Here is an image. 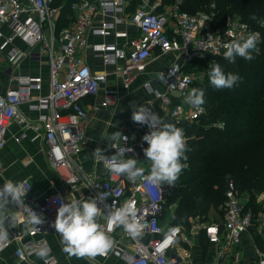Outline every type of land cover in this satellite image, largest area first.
<instances>
[{
  "label": "built area",
  "instance_id": "1",
  "mask_svg": "<svg viewBox=\"0 0 264 264\" xmlns=\"http://www.w3.org/2000/svg\"><path fill=\"white\" fill-rule=\"evenodd\" d=\"M184 2L173 0L168 9L160 10L165 0H141L132 11L129 9L130 0H78L72 4L74 22L59 30L62 7L57 6L54 0H0V59L4 58L17 68L23 58L37 55L32 49L39 46L40 53L48 54L50 71L49 91L35 102L32 101V93L43 86L39 75L15 74L12 79L16 86L0 93V146L5 142L7 127L13 119L25 122L19 109L22 103H29L30 108L41 112L39 121L42 127L38 124L33 127L44 130L52 163L62 172L65 185L73 189H77L78 184L86 187L90 198H98L101 192L107 193L106 200L97 199L98 206L105 213L128 202L137 208L138 220L143 225L140 237H130L122 227H114L110 231L114 241L113 253L124 258L127 264H190L183 254L174 250L182 237L181 227L172 224L164 228L161 223L174 184L154 185L146 180L131 183L126 176L110 173L105 165L103 176L95 178L88 175L75 163V155L86 144L81 125L90 117L82 101L97 95L106 84L108 75L115 74L129 89L151 60L159 55L175 54L176 61L160 73L165 89L158 90L150 83L145 84L153 94L148 104L153 109L158 105L166 116L177 122L192 123L206 113L204 105L193 108L184 103L196 79L191 71L197 68L194 63L207 57L223 56L224 44L246 38L251 33L259 34L251 54H260L264 47V19L255 26L240 16H229L219 26L216 25V1L195 13L184 11ZM123 24L133 26L137 31V35L123 45L90 39L93 35L126 38L129 32L119 28ZM91 47L95 57L106 67L113 66V70H94L90 66L82 52ZM119 99L117 90L107 89L101 103L113 105ZM213 125L225 127L224 122ZM149 131L147 127L141 136ZM122 135L128 140L124 142L120 137L114 142L116 148H132V152L125 153V158L137 159L138 166L144 167L147 175L148 164L139 161L137 135L127 131ZM184 135L187 146L190 136L185 131ZM117 149L112 148L111 155L116 154ZM5 182H0V188ZM22 183L29 192L32 188L30 181L25 179ZM61 200L67 203L71 199L62 192H54L46 194L38 203L30 201L26 195L23 205H13L16 212L9 214L6 222L11 226L23 225L30 238L23 240L21 232H13V236L8 235L6 240L0 241V251L13 240L19 242L16 254L22 260H30L38 246L51 249L46 235L57 234L51 225ZM249 200L250 195L242 193L236 183L230 181L225 191L222 222H202L200 215L194 218L202 222L208 241L216 245L219 261L235 254V245L243 234L254 230L259 233L257 252L260 264H264V192L256 195V204L260 205L258 210L247 206ZM32 211L43 217V224L36 226L29 222ZM98 222L103 230L108 231L106 215L102 214ZM8 232L12 233V230ZM56 263L51 250L48 264Z\"/></svg>",
  "mask_w": 264,
  "mask_h": 264
},
{
  "label": "crops",
  "instance_id": "2",
  "mask_svg": "<svg viewBox=\"0 0 264 264\" xmlns=\"http://www.w3.org/2000/svg\"><path fill=\"white\" fill-rule=\"evenodd\" d=\"M130 3L129 9L131 10L133 5L131 0ZM169 6V2L165 0V4L160 10L168 9ZM119 28L128 31L129 36L126 38H104L93 35L90 39L93 42L106 40L118 42L119 45H123L130 37L137 35L136 28L133 26L123 24ZM25 47L26 45L23 48ZM32 52H35L37 55L23 58L20 66L17 68H13L4 58L0 59V93H5L8 89L16 86V81L12 77L18 73L39 75L42 77V89L33 91L32 101H37L40 96L45 95L49 91L50 71L48 54L40 53L42 50L39 46L34 47ZM82 54L94 70H113V66L106 67L99 58L95 57V52L92 47L85 49ZM176 59L177 56L175 54H165L159 55L157 58L151 60L145 71L135 79L129 89L124 87L122 80L115 74H110L108 75L106 84L103 85L97 95L89 96L82 101L84 107L89 111L90 117L81 125V129L85 134L86 144L75 155V163L88 175L95 178L103 176L104 164L93 152L96 148H100L104 150L105 155L110 156L113 150L110 147L111 142L107 137H110L114 132H120L122 134L124 131H127L132 133L133 136L137 135L139 139V161L149 166V162L146 161L143 152V149L148 145L142 140V130L137 129L136 125L138 124L131 119L133 111L131 104L135 102L137 106H141L145 102L147 106L152 108L148 104V100L153 97V94L145 87V84L150 83L153 88L164 90L165 86L160 78V73L173 61H176ZM107 89H115L118 91L120 99L117 103L113 105H103L101 103L105 99ZM156 107L159 106L156 105L155 109ZM19 109L26 120L24 123H21L13 119L7 127L5 142L0 146V182L8 180L23 182V180L28 179L32 188L27 193V198L35 203L41 202L46 194L54 192H62L70 199L90 198L87 194L86 187L79 186L78 184V188L73 189L71 186L65 185L61 177L62 172L53 165L49 152V144L44 136V130H36L33 127L36 124L42 127L39 121L41 112L30 108L29 103H22ZM152 110L154 109L152 108ZM17 137H20V139L18 140ZM175 209L176 205L167 206L161 219L164 228H168L174 224ZM15 212V207L9 205L6 215L8 216ZM220 215V220L217 222H222L223 220V213ZM194 218L195 216L190 218L189 228L181 224H174L181 227L182 237L185 238L184 240L182 237L179 238L174 246V250L183 254L188 263L260 264V257L257 252V248L260 245L258 232L254 230L245 232L241 241L235 245L234 251L236 253H232V256H227L219 261L216 245L208 241L205 230L202 228L201 223L204 222L203 218L201 219L202 222ZM5 227L8 230H12V233L8 232L9 236H13V232L18 231L23 234V240L30 238L27 235L26 227L23 225L11 226L10 223L6 222ZM46 238L51 247L52 255L57 261L56 264H127V261L114 254L112 249L106 256H97L93 260L69 257L62 251L59 234H47ZM18 243V241L13 240L10 245L0 251V264H44V261L39 259L35 254L30 260L20 259L16 254Z\"/></svg>",
  "mask_w": 264,
  "mask_h": 264
},
{
  "label": "trees",
  "instance_id": "3",
  "mask_svg": "<svg viewBox=\"0 0 264 264\" xmlns=\"http://www.w3.org/2000/svg\"><path fill=\"white\" fill-rule=\"evenodd\" d=\"M54 1L62 7L58 20L60 30L75 19L72 4L77 0ZM131 1L134 11L141 0ZM192 1L185 0L182 9L196 12L198 9L194 11L189 7ZM215 1L219 5L222 0ZM211 3L212 0H206V5ZM223 3L221 17L239 12L244 20L255 26L264 19V0H223ZM202 8L200 6L199 10ZM253 13L255 19H252ZM252 56L251 60L236 57L234 63L224 56L207 57L194 63L195 67L206 66L208 70L213 63H218L226 74L240 77L232 88L225 89L212 88L207 82H194L192 88L204 90L203 105L206 107V113L198 121L177 122L159 107L153 110L164 122L175 124L190 136L185 153L187 159L182 160L185 167L167 199V206L179 200L174 224L189 228L191 217L205 215L212 207L217 209L225 201L230 181H234L242 193L250 195L247 206L260 208L256 195L264 192V47L260 54ZM220 122L225 123L224 128L213 125ZM136 128L143 131L147 127L136 125Z\"/></svg>",
  "mask_w": 264,
  "mask_h": 264
},
{
  "label": "clouds",
  "instance_id": "4",
  "mask_svg": "<svg viewBox=\"0 0 264 264\" xmlns=\"http://www.w3.org/2000/svg\"><path fill=\"white\" fill-rule=\"evenodd\" d=\"M255 18L256 14L253 13L252 19ZM258 38V33H251L246 38L234 39L232 42L224 44V58L233 63L236 57L253 59L251 53L256 48ZM208 75L211 85L217 89L232 88L240 79L236 74H226L218 63L211 65ZM204 102V90L198 88H192L184 100L185 104L193 108H199ZM131 107L133 122L146 125L150 130L142 137V140L148 145L143 149L146 161L149 162L147 175L145 168L138 166L137 159L125 158V153L132 152V148L124 146L116 148L114 141L120 137H123L124 142L128 140V137L120 132H114L110 137H107L111 142L110 147L117 149L116 154L107 156L104 154V150L96 148L93 152L94 155L104 163L110 173L126 176L131 183L146 180L154 185L162 183L173 185L185 167L182 160L187 159L184 130L175 124L164 122L158 113L148 106H137L133 102ZM28 190L25 189L22 182L12 180L6 181L0 188V241L6 240L8 237V229L5 227L6 221L9 220L6 215L8 206L23 205ZM107 195V193L101 192L98 198L71 199L67 203L63 200L60 201L55 221L51 227L59 234L62 251L69 257L93 260L97 256H106L114 245L110 235V231L114 227H122L132 238L142 235L143 225L138 220L137 208L128 202L105 213L98 206L97 199L106 200ZM102 214L107 216L108 231L103 230L98 222V218ZM29 222L38 226L43 224L44 220L41 215L32 211ZM50 252L51 249L47 246H38L34 249V254L43 260L44 264H48Z\"/></svg>",
  "mask_w": 264,
  "mask_h": 264
},
{
  "label": "rangeland",
  "instance_id": "5",
  "mask_svg": "<svg viewBox=\"0 0 264 264\" xmlns=\"http://www.w3.org/2000/svg\"><path fill=\"white\" fill-rule=\"evenodd\" d=\"M215 1V0H212V2ZM172 2H169V4H171ZM215 3V2H214ZM222 4L223 3V0L220 1V4L218 5L217 1H216V5H217V13H218V23L216 25H222L224 24V21L229 17V16H240L242 18V16L240 15V13H228L227 15H225L224 17H221V10L222 9ZM200 6H203V8H207L208 5H206V0H193L191 2V4L189 5V7L193 8L194 11H196L197 9L199 10V7ZM219 6L221 8H219ZM227 9L229 8V5L228 7H226ZM197 10V11H198ZM185 11V10H184ZM196 11V12H197ZM223 11V10H222ZM191 13V12H190ZM195 13V12H194ZM243 14V13H241ZM243 19V18H242ZM71 24V22H69ZM69 24V25H70ZM194 74H195V82H199V83H202V82H207L208 84H210V80H209V75L208 73L210 72V70L206 69V66H198L197 68L195 69H192L191 70ZM212 88H215L214 86H211ZM143 105L147 106L146 103L144 102ZM149 107V106H148ZM137 124V123H136ZM139 125V124H138ZM141 127H147L146 125H139ZM146 164V163H145ZM178 199H175L171 202V205L174 206V205H177L178 204ZM224 212V209H223V204H221L219 207H217V209H215V207H212L210 209V211L205 214V215H200L201 218H203L204 221H219L220 219V214H222Z\"/></svg>",
  "mask_w": 264,
  "mask_h": 264
}]
</instances>
